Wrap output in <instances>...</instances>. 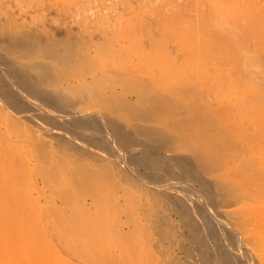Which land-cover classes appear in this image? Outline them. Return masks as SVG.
Instances as JSON below:
<instances>
[{
	"label": "bare ground",
	"instance_id": "1",
	"mask_svg": "<svg viewBox=\"0 0 264 264\" xmlns=\"http://www.w3.org/2000/svg\"><path fill=\"white\" fill-rule=\"evenodd\" d=\"M0 264H264V0H0Z\"/></svg>",
	"mask_w": 264,
	"mask_h": 264
},
{
	"label": "rangeland",
	"instance_id": "2",
	"mask_svg": "<svg viewBox=\"0 0 264 264\" xmlns=\"http://www.w3.org/2000/svg\"><path fill=\"white\" fill-rule=\"evenodd\" d=\"M183 259H185V260H189V259H191V257H189V256H187L186 254H184Z\"/></svg>",
	"mask_w": 264,
	"mask_h": 264
}]
</instances>
